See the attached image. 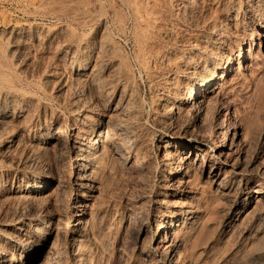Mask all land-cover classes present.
I'll return each instance as SVG.
<instances>
[{"label": "rangeland", "instance_id": "rangeland-1", "mask_svg": "<svg viewBox=\"0 0 264 264\" xmlns=\"http://www.w3.org/2000/svg\"><path fill=\"white\" fill-rule=\"evenodd\" d=\"M227 60L225 79L185 103ZM0 94V264H33L26 240L38 264H264V0H0ZM105 120L123 150L82 193L72 146ZM184 144L216 162L212 176ZM181 162L185 176L166 181ZM82 212L77 244L67 231ZM168 220L173 235L153 244Z\"/></svg>", "mask_w": 264, "mask_h": 264}, {"label": "bare ground", "instance_id": "bare-ground-1", "mask_svg": "<svg viewBox=\"0 0 264 264\" xmlns=\"http://www.w3.org/2000/svg\"><path fill=\"white\" fill-rule=\"evenodd\" d=\"M257 34H259L257 32ZM260 35V34H259ZM88 37V36H87ZM38 39V38H37ZM79 40V39H78ZM91 42V41H90ZM102 42V40H101ZM105 42V41H104ZM100 43V42H98ZM96 44V43H95ZM71 45V44H70ZM92 45V44H91ZM100 46V45H99ZM107 46V45H106ZM90 47V46H89ZM105 47V46H104ZM83 48V47H82ZM101 49V47H100ZM108 49V48H107ZM85 50V49H84ZM80 53V52H79ZM104 53V52H103ZM98 55V54H97ZM96 57V56H94ZM93 57V58H94ZM105 57V56H104ZM244 58L245 57V53L243 51H240L239 53V60L236 61V63H238V65L241 64V58ZM90 58V57H89ZM103 58V57H101ZM245 59V58H244ZM95 60V59H94ZM108 60V59H107ZM77 62V60L75 61ZM97 62V61H96ZM82 63V62H81ZM229 63H231V60H227L226 63L224 64V66H222V69L217 72L216 74H214L213 76L209 77V78H197L196 80H194L191 85L188 87L187 89V86L185 87V93H186V102L185 103H188L190 104L191 106H195V105H198L200 103V95L202 92H207V91H211L213 90L217 85L218 83H220V81H223L226 77V74L228 73L227 71L229 70ZM235 63V62H234ZM104 64V63H103ZM85 65V63H84ZM84 65H81L83 66V69H84V72H83V75L84 76H89L90 78H88V80H94L95 76L97 75H94L92 73L93 69L91 70V68L88 70V73H87V68L86 66ZM87 65V64H86ZM95 65V68L98 66L96 65L95 63L93 64ZM210 66V65H209ZM90 67H92L90 65ZM80 68V67H79ZM94 68V67H92ZM94 68V69H95ZM206 68V67H205ZM97 69V68H96ZM210 69V68H209ZM207 70V69H205ZM211 70V69H210ZM83 70H81L82 72ZM95 71V70H94ZM93 71V72H94ZM97 72V71H96ZM112 72V71H111ZM209 72V70H208ZM211 72V71H210ZM209 72V73H210ZM214 72V71H213ZM95 73V72H94ZM99 73V72H97ZM96 73V74H97ZM212 73V72H211ZM210 73V75H211ZM52 74V73H51ZM94 75V77L92 78L91 75ZM114 74V73H113ZM205 74V73H204ZM46 76V75H45ZM48 76V75H47ZM106 76V75H105ZM117 76V75H115ZM198 76V75H197ZM82 77V76H81ZM80 77V78H81ZM99 76H97L95 79H98ZM109 77V76H108ZM111 77V75H110ZM118 77V76H117ZM201 77V76H200ZM78 78V77H77ZM84 79V77H82ZM92 78V79H91ZM100 79H101V76H100ZM86 80V79H85ZM96 80V81H97ZM46 82V81H45ZM107 82V81H106ZM115 82V81H114ZM121 82V81H120ZM94 83H95V80H94ZM99 83V82H97ZM96 83V84H97ZM104 83V82H103ZM105 84V83H104ZM112 84V83H111ZM125 84V83H124ZM85 85V84H84ZM88 85V84H87ZM107 85V84H105ZM104 85V86H105ZM89 86V85H88ZM125 86V85H123ZM122 86V87H123ZM87 87V86H86ZM100 87V86H99ZM111 87V86H110ZM121 87V86H120ZM126 87V86H125ZM96 88V87H95ZM101 88V87H100ZM83 89V88H82ZM92 89V88H91ZM102 89V88H101ZM107 89V88H106ZM122 89V88H120ZM118 89V91H114V96H116L117 92L119 94V98H124V92H122V90ZM105 91V90H104ZM111 91V90H110ZM100 92V91H99ZM107 93V92H106ZM102 94V93H101ZM105 94V93H104ZM108 94V93H107ZM126 94V93H125ZM130 94V93H129ZM2 95V94H0ZM113 95V93L111 94ZM127 95V94H126ZM185 95V94H184ZM108 96V95H107ZM4 97V96H3ZM9 97V96H8ZM102 97V96H101ZM103 98V97H102ZM109 98V97H108ZM118 98V97H117ZM126 99V98H125ZM124 99V102H127L125 101ZM129 99V97H128ZM7 100V99H6ZM116 100V99H115ZM118 100V99H117ZM130 100V99H129ZM3 101V100H2ZM119 101V100H118ZM118 101H114L116 103H118ZM133 101V99H132ZM131 101V102H132ZM104 102V101H103ZM113 102V101H112ZM113 102V103H114ZM122 102V101H121ZM182 102V101H181ZM104 104V103H103ZM110 104H111V101H110ZM115 104V103H114ZM134 104V103H133ZM132 104V105H133ZM105 105V104H104ZM82 106V105H81ZM110 110L111 109V106L108 104ZM115 106V107H114ZM123 106V105H122ZM107 107V106H106ZM105 107V108H106ZM113 107V110H115V108H118V107H121L119 104H115L112 106ZM126 107V104L124 106V108ZM96 108V107H95ZM122 108V107H121ZM120 108V109H121ZM123 108V109H124ZM117 110V111H122L121 110ZM126 109V108H125ZM108 110V109H107ZM4 111V110H3ZM124 111V110H123ZM126 111V110H125ZM124 111V113H125ZM107 112V111H106ZM115 112V111H114ZM111 113V111H110ZM113 113V112H112ZM119 114V113H118ZM123 114V112H122ZM121 114V115H122ZM127 115V114H126ZM90 116V114H89ZM126 118V116H124ZM107 118V117H106ZM105 118V119H106ZM132 118V117H131ZM80 119V118H79ZM100 119V118H99ZM110 119V118H109ZM124 119V118H123ZM2 120V119H1ZM0 120V121H1ZM84 120V119H83ZM113 120V119H112ZM108 121V120H105V121H102V122H97V126L92 130V134L94 135V138H93V141L92 142H76L74 146L75 150H74V155L73 156V160H74V164H72V171H73V174H74V182L76 183L77 187L76 189H78L79 191H84L85 189H89L90 187L94 186L93 183L96 181V173L97 171L102 168L105 164V160L107 159V157L110 155V154H114L116 156H119L120 155V150L122 149V145L121 144H118L116 141L118 140L117 138L119 137V135H116V140H115V132L113 133V127H115V121ZM119 120V119H118ZM117 120V121H118ZM129 120V119H128ZM122 123V121H120ZM117 123V122H116ZM119 123V122H118ZM86 124V123H85ZM125 125V124H124ZM117 126V125H116ZM123 126V125H122ZM99 127H104L103 129H101L99 132L95 133V130L98 129ZM120 127V126H119ZM125 127V126H124ZM80 128V127H79ZM117 128V127H116ZM126 128V127H125ZM124 128V129H125ZM55 129H58V128H55ZM54 129V130H55ZM91 129V128H90ZM51 131L50 135H51V138L52 139L54 136H56L60 131L59 130H56L55 132ZM81 130V128H80ZM83 132H84V128L82 129ZM116 130V129H114ZM120 130V129H119ZM126 130V129H125ZM88 131V130H87ZM48 132V130H47ZM62 132V131H61ZM81 132V131H80ZM123 132V131H122ZM228 133H231L229 128L227 130ZM87 133V132H86ZM117 133V132H116ZM120 133V132H119ZM118 133V134H119ZM133 133V132H132ZM45 135V134H44ZM48 135V134H46ZM77 135V134H76ZM85 135V134H84ZM125 135V134H124ZM58 136V135H57ZM121 136V135H120ZM125 137V136H124ZM55 138V137H54ZM120 138V137H119ZM122 138V137H121ZM226 137L225 140H224V144H222L220 147H217L216 149H211L210 153H209V150H208V158H214L217 162V159L220 160V157L222 156V150L224 148H227L229 149V145L232 144V141H233V136H231L230 138ZM6 139V138H5ZM75 139V138H74ZM82 139V138H81ZM124 139V138H123ZM224 139V138H223ZM49 140V139H48ZM122 140V139H121ZM128 141V140H127ZM131 141V140H130ZM23 142V141H22ZM42 142V141H41ZM119 142V141H118ZM129 142V141H128ZM225 142H228L227 144H225ZM12 143V142H11ZM223 143V142H222ZM4 144V143H3ZM74 143H71V145H73ZM122 144H124L122 142ZM6 145V144H5ZM55 146V145H53ZM127 148V146H124V148ZM5 148V147H4ZM8 148V147H7ZM183 148H185L183 150V152L185 153L184 156L186 157H183L184 159L188 158L189 155L193 154L194 153V158L191 159L190 162L192 164V166H196L197 164L198 165H204V166H208L209 168V171L207 172L208 173V176H212L213 173H215V170H216V166L214 163H216L215 161L213 163H210L208 162L206 159H204L203 157H200V161L197 160V156L200 152V148H196L195 146H192V145H189V144H184L183 145ZM199 150V151H194V150ZM123 150V149H122ZM56 151V150H55ZM202 151V150H201ZM207 151V150H206ZM123 152V151H122ZM226 152V151H225ZM171 152L169 151H166L164 150V154H165V158H168L169 156H171L172 154H170ZM222 153V154H221ZM125 154V153H124ZM163 154V155H164ZM207 154V152H206ZM122 155V153H121ZM179 155V154H178ZM200 155V154H199ZM202 155V154H201ZM176 156V155H175ZM111 157V156H109ZM122 157V156H121ZM124 157V156H123ZM223 157V156H222ZM117 158V157H116ZM199 158V157H198ZM181 159V158H180ZM189 159V158H188ZM187 159V160H188ZM127 160V159H126ZM176 160V159H175ZM117 161V159H116ZM119 161V160H118ZM122 162V160H120ZM168 161V160H167ZM173 161V160H172ZM177 161V160H176ZM226 161V160H225ZM225 161H223V163H225ZM120 162V163H121ZM166 162V161H165ZM185 162V161H184ZM184 162H181L180 164H178L179 166L176 168V170L171 174V177L170 178H165L166 181H172L171 183L173 182H177V180L179 179H182L185 174H186V167L188 166V164L186 163V166H183ZM211 162H212V159H211ZM123 163V162H122ZM121 163V165H122ZM127 163V162H126ZM168 163V162H167ZM55 165V164H54ZM222 165V164H221ZM127 166V165H126ZM193 168V167H192ZM100 178V177H99ZM226 178V177H225ZM223 179V178H222ZM99 180V179H97ZM213 180V179H212ZM97 182V181H96ZM187 182V181H186ZM179 183V182H177ZM95 184V183H94ZM36 185V184H35ZM97 185V184H96ZM169 185V184H168ZM175 185V184H174ZM97 187V186H95ZM31 189V188H30ZM36 189V188H34ZM32 191V190H31ZM83 193V192H82ZM86 194V193H85ZM91 194V193H90ZM34 195V193H33ZM26 196V195H25ZM85 196V195H84ZM83 196V198H84ZM87 196V195H86ZM89 196V195H88ZM164 196V195H163ZM86 198V197H85ZM88 198V197H87ZM261 198V197H260ZM83 200V199H82ZM81 205V204H80ZM79 205V206H80ZM80 208V207H79ZM78 208V209H79ZM83 209V208H82ZM81 211V209L79 210ZM85 212V211H84ZM76 213V212H75ZM77 215V217H75ZM80 215V216H78ZM83 212L81 214H74V217H75V220L74 222H72L71 224V228L67 231L68 234L72 237L73 241H75L77 244H80L83 239L85 237H88L85 229H84V225L86 224V219L84 220L83 218ZM39 216V215H37ZM36 216V217H37ZM41 216V215H40ZM80 218V219H79ZM177 219V218H176ZM35 221V220H34ZM42 223V222H41ZM41 223L39 222H32L30 225V228L34 231H38L40 230L41 228ZM172 223H173V220H168L165 224H160V225H157L155 227V232H154V236L157 235L156 239H153V244L155 242H160L162 240H165L168 236H171L173 235L172 234ZM29 227V226H28ZM42 232V231H41ZM27 234V233H25ZM153 236V237H154ZM16 237V236H15ZM177 237V236H176ZM29 239V238H28ZM31 240V239H30ZM151 240V239H150ZM25 241V240H24ZM27 242L24 243V247L22 246V248H24L23 250L25 251L26 253V261H33V264H38L40 262V259H37L36 261H34V259H36L39 255V250H38V246L41 245L39 242H31V241H28L26 240ZM10 245V244H9ZM44 245V244H43ZM6 248V247H5ZM22 250V251H23ZM84 250V249H83ZM23 251V252H24ZM87 252V251H86ZM10 254V253H9ZM78 254V253H77ZM79 255V254H78ZM2 256V255H1ZM5 256V254H4ZM87 256V255H86ZM40 257V256H39ZM8 258V257H7ZM9 260V259H8ZM7 263V262H6ZM87 263V262H86ZM8 264V263H7ZM14 264V263H13Z\"/></svg>", "mask_w": 264, "mask_h": 264}]
</instances>
